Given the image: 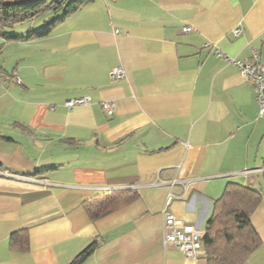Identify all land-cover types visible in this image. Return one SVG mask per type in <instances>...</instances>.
<instances>
[{"label": "crops", "instance_id": "obj_1", "mask_svg": "<svg viewBox=\"0 0 264 264\" xmlns=\"http://www.w3.org/2000/svg\"><path fill=\"white\" fill-rule=\"evenodd\" d=\"M51 21L0 27V264H71L94 242L81 264H209L163 244V210L171 194L204 233L228 183L262 195L243 264H264V115L214 55L264 64V0H88L31 33ZM118 191L133 198L92 219Z\"/></svg>", "mask_w": 264, "mask_h": 264}, {"label": "trees", "instance_id": "obj_2", "mask_svg": "<svg viewBox=\"0 0 264 264\" xmlns=\"http://www.w3.org/2000/svg\"><path fill=\"white\" fill-rule=\"evenodd\" d=\"M87 1L0 0V27L31 22L41 13L47 11L55 16L57 13L60 14L57 18L53 17L51 23L41 30L31 32L39 37L45 36L57 23L74 13ZM131 198H133V194L128 191L112 192L89 205L88 212L92 219H96L127 204ZM261 198V193L251 187H245L238 183L227 184L223 196L216 201L214 214L209 219L201 238V246L205 250L209 264H243L258 248L261 241L251 225L250 216ZM24 238L21 239L18 234H13L10 237V246L14 249L25 250L28 242L27 237L24 236ZM97 245L94 242L71 264H81Z\"/></svg>", "mask_w": 264, "mask_h": 264}, {"label": "built area", "instance_id": "obj_3", "mask_svg": "<svg viewBox=\"0 0 264 264\" xmlns=\"http://www.w3.org/2000/svg\"><path fill=\"white\" fill-rule=\"evenodd\" d=\"M191 31L190 28H185L184 32ZM240 30H235V35H238ZM214 55L223 59L226 63L235 67L239 74L245 78L252 87L254 93L255 102L258 105V116L264 115V64L260 58L255 54L249 60H241L238 58H231L219 50H214ZM110 77L113 80H120L125 77V73L121 69H114L110 73ZM15 81L20 83L18 76L15 77ZM89 99L78 98L65 102V107L73 109L77 106L87 105ZM103 111L112 116L114 114V104L112 102H102ZM172 200V195L168 194L166 199L165 208L163 210L164 217V237L163 244L165 246L174 247L178 250L185 259L194 260L202 253L201 238L203 231L198 229L191 223L181 221L174 215L168 212L167 207Z\"/></svg>", "mask_w": 264, "mask_h": 264}, {"label": "rangeland", "instance_id": "obj_4", "mask_svg": "<svg viewBox=\"0 0 264 264\" xmlns=\"http://www.w3.org/2000/svg\"><path fill=\"white\" fill-rule=\"evenodd\" d=\"M53 17H54L53 13L47 11V12L41 13L38 17L33 19L31 22H26V23H22V24H24L25 26H29V25H31V23H34V22L40 23V22L46 21V20L51 21V20H53Z\"/></svg>", "mask_w": 264, "mask_h": 264}]
</instances>
